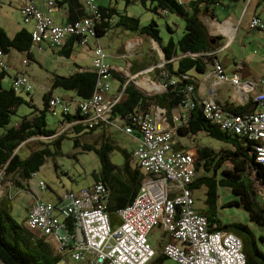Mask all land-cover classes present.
I'll return each instance as SVG.
<instances>
[{
  "label": "trees",
  "instance_id": "trees-1",
  "mask_svg": "<svg viewBox=\"0 0 264 264\" xmlns=\"http://www.w3.org/2000/svg\"><path fill=\"white\" fill-rule=\"evenodd\" d=\"M238 1L194 0L180 5L178 0H127V4L136 2L143 7H148L156 15H175L184 22L183 36L177 42H174L171 38L166 44H163L160 30L155 21L147 26H142L138 18L120 14L113 7L102 8L96 5L100 17L99 20L95 19L93 37L89 39L87 45L83 46L90 45L91 41L98 42V39L103 37L107 30L111 29L113 17L116 16L118 19L114 24L115 27H122L128 32L144 34L152 38L160 46L165 60L169 61L174 57H180L176 69L167 65L168 82L165 84L166 88H163L165 91L162 90L161 94L151 97L143 95L131 83H126V79L117 75L111 68V75L117 78L121 88L124 87V89L119 99L117 96L110 99L113 104L110 119L120 118L123 122L120 128H110L122 131L125 134L126 129L130 128L132 133L126 135L131 139L140 138L142 130L136 122L138 115L141 113L148 114L151 107L168 113L174 108L183 106L186 87L192 86L191 102L194 107L188 111L187 123L182 124L176 130L174 149L184 152V150L177 148L176 139L190 138L198 134H204L221 144L219 150L200 145L194 152L191 150L186 151L194 159L195 177L190 184V189L194 193L200 190L204 191L203 207L198 212L207 218L210 231L232 233L242 241L247 264H264V256L258 250L252 249L253 246L257 245V238L251 234L247 226L222 225L216 213L220 199L219 193L227 191L236 198L228 206L242 208L248 214L250 222L259 227H264V168L256 163L254 150L243 137L221 130L204 118L201 108L202 102L196 95L197 83L191 75V73L205 74L212 64L213 57L211 54L216 50L214 45L216 39L210 37L200 15L207 13L212 7L221 6L224 2L236 3ZM48 3L49 1H47L49 9L66 6L68 23L78 22L91 16L81 0H54V6L52 7H49ZM38 10L42 12L39 8ZM42 13L56 23L49 14ZM31 30L29 32L23 29L10 37L0 27V52L3 60V66L0 65V187L7 190V194L0 198V264H61L67 262L68 258L71 259V246L58 250L50 237L29 230L26 226V220L22 224L17 223L8 214L7 207L11 192L14 189L27 191L32 198H38L39 195L33 191L31 183L48 159L60 155V145L62 140L67 137L68 133L66 132L69 128L71 129L69 134L76 135L74 148L93 153L98 159L99 169L92 173L93 184L101 183L107 191L103 204L113 228L116 227L114 226L116 222H118V225L120 223L118 211L133 202L141 192L146 178L134 158L136 147L128 152L120 148L116 140L104 131L97 135L100 139L99 143L96 141L94 144H86L80 141L83 134H95L104 124L100 123L89 128L85 122V117L82 116L76 106L79 102L89 100L96 91L98 75L93 68L69 76L53 75L51 90L60 89L68 93L72 92L75 95V98L70 99L58 96L64 104L72 108L70 113H61L62 133L50 130L46 121L47 113L51 110L50 100L56 95L50 92L45 94L42 97V109L36 107L32 103V99L27 101L21 93L26 92L29 96L32 90H15L14 87V81L17 77L20 75L26 76L20 69L16 70L12 87L9 89L2 87V81L12 69L4 62V55H9L12 51L26 53L27 57L23 60L22 65L26 67L30 63V50L37 48L32 42ZM69 39L71 40L69 44L71 49L66 51L65 46ZM75 42L79 46L82 45L81 37L69 35L64 45L56 48L60 50L58 55L69 59L72 54V45ZM171 76L174 77V80L171 79ZM173 81L174 84H171ZM22 106L29 108L31 111L28 113L18 112ZM254 110L255 105L250 103L247 107L233 108L231 112L243 114ZM12 117H16V122L12 123ZM33 141H38L42 147L33 151L28 157L23 158L20 155L21 150L27 143ZM115 150H119L124 159L120 166L112 164L109 158ZM39 183L44 184L41 191L48 189L44 182L40 181ZM40 198L45 201L42 195ZM61 204L62 198H58V202L53 206L57 208ZM33 205L29 206L28 215ZM62 223L64 230L68 234L74 235L76 229L74 228L73 218L63 219ZM259 239L264 242V235L259 236ZM166 260L167 258L162 253L158 254L156 252L152 262L163 264Z\"/></svg>",
  "mask_w": 264,
  "mask_h": 264
},
{
  "label": "built area",
  "instance_id": "built-area-1",
  "mask_svg": "<svg viewBox=\"0 0 264 264\" xmlns=\"http://www.w3.org/2000/svg\"><path fill=\"white\" fill-rule=\"evenodd\" d=\"M49 7L54 0H48ZM91 15L78 22L59 25L38 10L34 3L19 7L23 22L31 24V39L37 46L47 44L53 48L64 45L69 35L81 37L87 45L94 35L95 19L99 11L95 0H81ZM194 0H178L180 5ZM250 27L264 29V23L252 18ZM0 52V65L3 66ZM92 68L98 75L96 91L87 101L76 104L89 128L100 123L110 124L111 101H105L110 92L111 67L106 63L103 48L96 43L92 50ZM218 84L231 83L238 87L241 77L226 76L223 67L216 63L213 73ZM174 84V81L171 83ZM15 90H32L28 77L20 75L14 81ZM166 88V85H164ZM261 89L254 96L255 110L235 114L223 109L214 100L201 103L202 115L221 130L243 137L253 148L256 163L264 168V80ZM183 112L173 119L174 126L167 127L162 120L163 110L151 107L148 114H139L136 119L141 128L140 138L134 151V158L146 175L141 192L131 204L118 211L120 223L112 227L104 206L106 189L95 183L79 191H67L62 204L55 208L38 194L26 219L29 230L50 237L58 250L72 247L71 260L88 264H150L156 251L150 245V232L161 227L170 234L174 242L163 248V255L172 264H247L242 241L232 233L212 232L207 218L196 209L190 184L195 177L194 159L188 152L174 149L176 130L187 123L191 102L192 86L186 87ZM185 88V89H186ZM121 96L118 97V99ZM62 106V112H71L58 96L50 100L51 110ZM123 121L120 120V125ZM130 128L126 134H131ZM44 184L38 183L39 190ZM73 218L74 235L64 230L63 219ZM179 244V245H178ZM165 264V263H163Z\"/></svg>",
  "mask_w": 264,
  "mask_h": 264
},
{
  "label": "crops",
  "instance_id": "crops-1",
  "mask_svg": "<svg viewBox=\"0 0 264 264\" xmlns=\"http://www.w3.org/2000/svg\"><path fill=\"white\" fill-rule=\"evenodd\" d=\"M6 1L9 5L22 6L27 3H35V5L44 13L49 14L56 23L66 24L68 23V10L66 6L55 7L49 9L47 7L48 0H0ZM97 1V0H95ZM98 7L106 8L100 2L96 4ZM109 8H112L111 6ZM220 11L218 14L217 12ZM214 19V25L211 24L210 30L208 29L210 36H217V40L214 42L216 46L215 52L211 54L213 57L212 64L219 63L227 77L232 78L235 74L241 77L240 86L236 87L233 84L224 83L218 84L213 73V65L211 64L207 72L203 75H197L191 73L197 83V98L203 102L205 100H214L223 109L231 111L233 108L247 107L248 104H252L254 96L259 90L260 82L264 80V29L250 27V21L252 18H258L264 23V0H239L236 3L224 2L221 6L212 7L208 11ZM219 17H222L220 20ZM220 21V22H219ZM113 25L110 30H107L105 35L98 39L99 45L103 48L107 55L106 63L112 68V70L124 79L126 83L139 82L144 80L145 75H149L147 79L152 83L154 88H158L160 85L154 84L155 82H162L166 84L167 78V65L172 66L174 69L177 67V61L180 57H174L167 61L164 59L160 46L150 37L144 34L131 33L123 29L122 27H115L116 21H112ZM174 27H177L173 22ZM170 32H175V28L170 25L167 26ZM13 33L10 37H13L17 32L25 29L30 32L31 28H27L24 25H17L12 27ZM177 42V40H174ZM118 41V46L115 52H108V42ZM163 41V44L167 42ZM71 40H68L65 46L66 51L70 48ZM97 41L90 42V45L83 46L75 42L72 45V54L69 59L61 57L63 67L66 69V74H61L60 70H52L50 74V85L52 84L53 75L69 76L78 72L90 70L92 68V49ZM40 50L33 48L30 50L31 61L36 62L41 67V61H44L43 57H55L59 56L60 50L51 48L47 44L40 46ZM34 50V53L32 52ZM111 54V55H109ZM27 54L25 53V58ZM23 58V60L25 59ZM109 60V61H108ZM30 61V62H31ZM113 61L114 64H110ZM144 77V78H142ZM117 79L115 76L110 79ZM140 79V80H139ZM174 80V77L171 76ZM137 80V81H136ZM144 88V86H142ZM120 87L114 94L111 91L106 95L105 101H110L113 97L121 96L124 89ZM55 94L50 88H46L45 94ZM44 94V95H45ZM63 98H75V95L65 93ZM183 110L180 107L170 110L168 113L163 112L162 120L167 127L174 126L173 119L179 115ZM120 124V118L110 119V124H103L97 132L104 131L105 133H112L114 129ZM114 134V133H113ZM200 137H206L204 134H198L191 136L190 138H177V148L179 150L195 151L198 146H206L203 143L197 142ZM134 149L136 147L137 139L132 138ZM133 149V150H134ZM79 191V190H78ZM7 193H5L6 195ZM193 192V196H194ZM1 198V197H0ZM195 198V197H194ZM196 203V202H195ZM199 211V208L195 206ZM26 214L25 219L28 217ZM114 226H118V222ZM159 234V239L155 247V251L159 254L163 252V248L166 244L173 242L170 234L164 231L161 227L154 228L149 236L152 234ZM179 245V244H178ZM163 254V253H162ZM85 264H88L85 262ZM150 264H154L151 262Z\"/></svg>",
  "mask_w": 264,
  "mask_h": 264
},
{
  "label": "rangeland",
  "instance_id": "rangeland-1",
  "mask_svg": "<svg viewBox=\"0 0 264 264\" xmlns=\"http://www.w3.org/2000/svg\"><path fill=\"white\" fill-rule=\"evenodd\" d=\"M100 2L105 6L115 8L118 13L127 15L132 18H138L142 26L149 25L152 21H155L160 30V37L164 41L168 42L171 38L177 40L181 38L184 33V22L175 15L160 16L151 12L148 7H143L139 3L131 2L127 4V0H97L96 4ZM220 11L217 12V14ZM201 20L206 25L207 29L210 30L211 24L214 25V19L211 14L204 13L200 15ZM220 20L222 17H219ZM118 18L113 17V21H116ZM173 22L176 23L177 27H174ZM220 22V21H219ZM17 25H24L27 28H31V24H25L23 22L21 13L19 11V5H9L6 1L0 3V27L3 28L6 33L10 36L13 33L12 27ZM174 27L175 32L171 33L167 26ZM217 40V36H210ZM109 50L108 52H115L116 47L118 46V41L108 42ZM34 53V50H32ZM35 54V53H34ZM106 54V53H105ZM111 55V54H109ZM25 58V53L12 51L9 55H4V62L8 64L12 69L8 72V75L2 81V87L4 89H9L12 87L14 76L16 70H22L25 75L32 81L33 88L28 96L26 92H22V96L29 101L32 99V103L39 109L43 108L42 97L46 88H50V74L52 70H60L61 74H66V69L63 67L62 58L60 56L55 57H43L44 61H41V67L38 66L36 62L31 61L26 67H23L22 62ZM106 55V60H107ZM109 61V60H108ZM110 64H114L113 61ZM149 75H145L143 81L129 82L134 83L136 88L145 96L151 97L159 95L162 92L158 93V88L152 86V83L147 79ZM140 80V79H139ZM111 83V93L114 94L117 92L120 87V82L117 79H112ZM156 85H162L164 83L155 82ZM144 86V88L142 87ZM140 88V89H139ZM165 89V87H164ZM58 96H63V94L68 93L60 89L53 90ZM31 110L25 106L19 108L18 112L25 113L30 112ZM62 106H58L54 111L50 110L47 113L46 121L47 127L50 130L63 132L62 124L60 123L62 119ZM16 117H12V123L16 122ZM62 130V131H61ZM71 129L69 128L66 133L67 137L62 140L60 145V155L55 156L54 158L48 159L45 164L40 168L39 172L35 176V179L32 181L31 186L34 189H37L36 192L48 203L54 205L58 202V198H63L64 194L67 191L73 190L78 191L81 188H88L93 184L92 173L99 169V162L97 157L93 153L83 152L81 149L74 148V139L76 138L75 134H69ZM110 137H113L120 148L129 151L134 149L132 139L127 136L125 133L119 130H113L112 133L107 132ZM114 133V134H113ZM96 134V135H95ZM95 134L82 135L80 139L81 143L94 144V142H100V139ZM197 142L203 143L208 147H213L214 149H221V144L216 142L213 139L208 137H200L197 139ZM42 145L38 141L29 142L21 150L20 155L23 158L28 157L33 151L41 148ZM112 164L116 166L122 165L124 159L119 150H115L109 156ZM42 181L47 186V190L41 191L38 188V183ZM35 192V191H34ZM7 190L4 187H0V197L2 198ZM220 199L218 201L216 213L222 225H244L247 226L251 234L255 235L257 238V245L253 246L252 249L258 250L264 256V242H261L259 236L264 235V227H259L256 224L249 221L248 214L242 209L234 206H228V204L235 200L236 198L227 191H221ZM196 206L201 209L204 203V191L200 190L194 194ZM34 198L27 191H17L13 190L10 196V202L8 207V214L19 224H22L25 216L27 214L28 208L31 204H34ZM159 239V234H152L149 238V243L152 247H155ZM61 264H85L77 263L68 258L67 262ZM165 264H172L171 261L166 260Z\"/></svg>",
  "mask_w": 264,
  "mask_h": 264
},
{
  "label": "bare ground",
  "instance_id": "bare-ground-1",
  "mask_svg": "<svg viewBox=\"0 0 264 264\" xmlns=\"http://www.w3.org/2000/svg\"><path fill=\"white\" fill-rule=\"evenodd\" d=\"M163 88H164V87H163L162 85L159 86V87H158V93L161 92V91L163 90ZM139 89H140V88H139Z\"/></svg>",
  "mask_w": 264,
  "mask_h": 264
},
{
  "label": "water",
  "instance_id": "water-1",
  "mask_svg": "<svg viewBox=\"0 0 264 264\" xmlns=\"http://www.w3.org/2000/svg\"><path fill=\"white\" fill-rule=\"evenodd\" d=\"M132 85L136 88V86H135V84L134 83H132ZM137 89V88H136ZM138 90V89H137ZM139 91V90H138Z\"/></svg>",
  "mask_w": 264,
  "mask_h": 264
},
{
  "label": "clouds",
  "instance_id": "clouds-1",
  "mask_svg": "<svg viewBox=\"0 0 264 264\" xmlns=\"http://www.w3.org/2000/svg\"><path fill=\"white\" fill-rule=\"evenodd\" d=\"M165 85V84H164Z\"/></svg>",
  "mask_w": 264,
  "mask_h": 264
}]
</instances>
